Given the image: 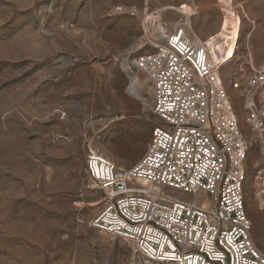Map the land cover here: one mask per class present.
I'll list each match as a JSON object with an SVG mask.
<instances>
[{
  "label": "rangeland",
  "instance_id": "rangeland-1",
  "mask_svg": "<svg viewBox=\"0 0 264 264\" xmlns=\"http://www.w3.org/2000/svg\"><path fill=\"white\" fill-rule=\"evenodd\" d=\"M183 10L195 12L191 34L228 43L220 73L250 141L245 208L264 252V209L251 193L258 143L230 87L264 65V0H0V264H150L91 226L103 194L85 154L122 168L142 156L156 118L151 85L126 57Z\"/></svg>",
  "mask_w": 264,
  "mask_h": 264
},
{
  "label": "built area",
  "instance_id": "built-area-1",
  "mask_svg": "<svg viewBox=\"0 0 264 264\" xmlns=\"http://www.w3.org/2000/svg\"><path fill=\"white\" fill-rule=\"evenodd\" d=\"M194 13L180 12L171 27L161 21L166 33L157 27L132 43L126 65L150 83L156 118L144 153L128 168L86 152L89 184L103 194L91 226L157 264H264L245 208L250 141L221 77L220 40L190 33ZM230 87L258 143L251 193L264 209V65L234 75Z\"/></svg>",
  "mask_w": 264,
  "mask_h": 264
},
{
  "label": "bare ground",
  "instance_id": "bare-ground-1",
  "mask_svg": "<svg viewBox=\"0 0 264 264\" xmlns=\"http://www.w3.org/2000/svg\"><path fill=\"white\" fill-rule=\"evenodd\" d=\"M183 11H185V12H189L188 10H183ZM231 25H229V27H230ZM166 28H167V30H168V27L167 26H165ZM226 36V35H225ZM224 41H228V36H227V38L226 37H224ZM227 45H228V43H227ZM227 45L225 46V48H223V49H221L220 47L218 48V51L219 52H221L223 55L225 54V56L227 55L226 54V48H227ZM212 51H214L215 52V55L214 56H217V51H215V49L214 48H212ZM224 57V56H223ZM150 90H151V86H150ZM149 263L150 264H153V262H151V261H149Z\"/></svg>",
  "mask_w": 264,
  "mask_h": 264
},
{
  "label": "crops",
  "instance_id": "crops-1",
  "mask_svg": "<svg viewBox=\"0 0 264 264\" xmlns=\"http://www.w3.org/2000/svg\"><path fill=\"white\" fill-rule=\"evenodd\" d=\"M227 42H228V41H227ZM222 48H224V46H222ZM222 48H221V49H222ZM213 54L215 55V52H214V51H213Z\"/></svg>",
  "mask_w": 264,
  "mask_h": 264
}]
</instances>
